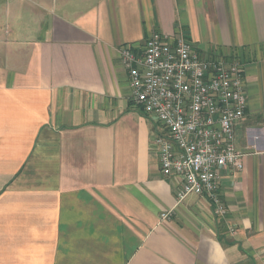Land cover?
Listing matches in <instances>:
<instances>
[{"label":"crops","instance_id":"crops-1","mask_svg":"<svg viewBox=\"0 0 264 264\" xmlns=\"http://www.w3.org/2000/svg\"><path fill=\"white\" fill-rule=\"evenodd\" d=\"M179 33L244 66L223 221L177 203L119 61ZM0 264H264V0H0Z\"/></svg>","mask_w":264,"mask_h":264},{"label":"built area","instance_id":"built-area-1","mask_svg":"<svg viewBox=\"0 0 264 264\" xmlns=\"http://www.w3.org/2000/svg\"><path fill=\"white\" fill-rule=\"evenodd\" d=\"M119 61L129 99L159 125L153 146L161 175L177 181V203L191 195L204 198L223 221L221 171H241L245 155L234 146V126L248 106L244 66L200 54L181 33L152 34L141 48L123 47Z\"/></svg>","mask_w":264,"mask_h":264},{"label":"trees","instance_id":"trees-1","mask_svg":"<svg viewBox=\"0 0 264 264\" xmlns=\"http://www.w3.org/2000/svg\"><path fill=\"white\" fill-rule=\"evenodd\" d=\"M195 47V46H194ZM197 50V49H196ZM200 54H202V53H200ZM204 55V54H203Z\"/></svg>","mask_w":264,"mask_h":264},{"label":"rangeland","instance_id":"rangeland-1","mask_svg":"<svg viewBox=\"0 0 264 264\" xmlns=\"http://www.w3.org/2000/svg\"><path fill=\"white\" fill-rule=\"evenodd\" d=\"M120 50H121V49H120ZM120 50H119V51H120ZM119 51H118V53H119Z\"/></svg>","mask_w":264,"mask_h":264}]
</instances>
